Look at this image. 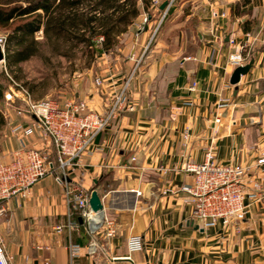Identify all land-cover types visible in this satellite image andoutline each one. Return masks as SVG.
<instances>
[{"label":"crops","instance_id":"0c3cea01","mask_svg":"<svg viewBox=\"0 0 264 264\" xmlns=\"http://www.w3.org/2000/svg\"><path fill=\"white\" fill-rule=\"evenodd\" d=\"M193 1L187 16L193 32L180 28L171 37V50H154L132 77V108L120 111L99 134L92 152L67 171L72 185L89 196L97 191L103 204L96 214L98 232L92 233L80 214L70 210L65 185L49 176L25 195L0 203V238L14 264H63V255L70 264V241L83 247L74 264L111 257H130L135 264H264V202L247 200L246 219L236 233L221 224L204 227L194 221L190 196L179 190L192 183L186 163L203 162L209 147L217 162L244 169L247 180L256 174L264 148V50L251 55L254 65L237 88L228 87L234 70L229 38L251 44L261 40L252 25L264 29V0H251V11L239 16L232 15V7L240 0ZM127 72L106 77L109 84L84 92L88 108L104 113ZM193 80L197 88L190 91ZM220 97L231 106L216 124ZM14 114L7 121L2 158L10 159L24 142L56 160L55 144L40 129L31 134L12 131L13 124L30 126L34 120ZM69 220L78 228L56 230ZM107 221L117 228L112 238L105 236ZM94 242L98 252L89 256L85 247Z\"/></svg>","mask_w":264,"mask_h":264},{"label":"built area","instance_id":"2783aa9c","mask_svg":"<svg viewBox=\"0 0 264 264\" xmlns=\"http://www.w3.org/2000/svg\"><path fill=\"white\" fill-rule=\"evenodd\" d=\"M146 20V18H145ZM3 42V43H2ZM229 42L234 45L235 39ZM4 49V41L0 39ZM247 44L238 43L237 48L229 56V65L233 68L244 64V53ZM198 82L193 80L190 91L196 90ZM232 86L231 84L227 85ZM23 102L28 116L33 118L30 126L16 124L12 131H24L26 134L40 129L53 140L57 149V159L52 160L47 154L35 148H27L24 144L15 150L7 162H0V203L17 195H25L41 180L54 176L65 185V196L70 210L76 211L87 222L91 232L96 234L100 229V220L89 206V194L80 186L72 185L67 174L75 164L89 155L96 146L97 137L106 130L111 120L122 110L132 107L125 98L124 91L104 113H98L88 108L85 101H68L60 104L53 100H33L26 91ZM20 96L14 90L6 94L8 101H14ZM191 105V103H187ZM230 106L229 99L220 97L216 108L218 114L214 121L220 123L222 111ZM23 106L17 107L22 114ZM185 138H188L185 135ZM256 174L247 180L246 171L232 163H220L215 160L214 148L209 147L206 158L201 163L188 162L184 170L192 176V183L183 185L179 190L190 196L193 206L192 218L204 227L221 224L224 228H232L236 233L241 231L246 219L249 203L247 200L264 202V148L256 161ZM70 231L78 228V223L69 220L58 225L56 230ZM117 228L113 221L106 222V238L116 235ZM86 254L94 256L98 252L97 244L91 243L85 247ZM70 264L83 255V247L70 241L68 244ZM8 254L3 240L0 238V264H14ZM123 261V262H122ZM25 264V263H22ZM47 264V263H44ZM84 264H135L130 257L118 260L111 257L102 262L92 260Z\"/></svg>","mask_w":264,"mask_h":264},{"label":"rangeland","instance_id":"374dc122","mask_svg":"<svg viewBox=\"0 0 264 264\" xmlns=\"http://www.w3.org/2000/svg\"><path fill=\"white\" fill-rule=\"evenodd\" d=\"M5 1L0 0V5L4 4ZM165 1L168 4L165 10H161L160 6ZM193 6V0H153L150 8L142 10L129 30L119 37L114 49L95 57L85 53L82 47H73L67 56H62L54 54L49 46H44L38 55L19 63L17 66H9L5 60L0 62V111L6 118V125L0 131V162L9 160L2 158V150L7 142L5 141V132L9 131L6 127L11 113L28 116L27 108L24 107L25 103L23 102V97L27 96L24 91L33 100L49 99L60 104L79 100L88 104L84 92H87L89 88H100L105 83L109 84L104 80L106 77L115 79L117 74L128 71L111 104L122 91H124L127 102H129L132 77L146 65L145 62L154 50L159 46L171 50L173 48L171 37L182 28L193 32L191 20H187V16L192 13ZM170 9L172 10L171 13L169 12ZM221 15L225 16L224 14ZM252 30L258 37L260 36L259 39L261 40H257L252 44L248 41L245 42L247 48L243 55L244 64L249 62L255 51L264 50V40H262L264 29L261 30L260 27L252 25ZM35 35L38 40H43L41 31L36 32ZM6 36L5 27L0 26V39L4 41ZM167 36L170 38L163 41L164 37ZM230 39H235L236 43L234 45L229 42L234 49L233 51H235L239 42L236 38L230 37ZM97 40H102V36H97ZM160 42H162V45H160ZM11 90H14L20 96L15 102L8 101L6 98V94ZM20 106H23L21 108L24 109L22 114H19L16 109ZM12 127H14V124ZM50 141L54 143L52 139ZM23 144L26 146L24 142L21 146ZM14 151H12L11 157ZM63 256L61 261L63 264H67L66 256Z\"/></svg>","mask_w":264,"mask_h":264},{"label":"trees","instance_id":"16d2710c","mask_svg":"<svg viewBox=\"0 0 264 264\" xmlns=\"http://www.w3.org/2000/svg\"><path fill=\"white\" fill-rule=\"evenodd\" d=\"M152 1L6 0L0 5V26L7 31L5 61L17 66L38 55L44 46L62 56L73 47H82L91 57L108 53ZM252 8L251 0H240L233 5L232 15L247 14ZM38 31L43 40L36 38ZM97 36L102 40L98 41ZM5 125L6 118L0 111V131Z\"/></svg>","mask_w":264,"mask_h":264},{"label":"water","instance_id":"95a60500","mask_svg":"<svg viewBox=\"0 0 264 264\" xmlns=\"http://www.w3.org/2000/svg\"><path fill=\"white\" fill-rule=\"evenodd\" d=\"M168 2L165 1L161 6V10H165ZM5 60V55H4V49L0 44V62ZM254 65V59H251L248 63L239 65L236 68H234L231 77H230V83L237 88L238 83L241 80V77L249 72V70L253 67ZM89 206L92 209L93 212L95 213H101L103 211V204L101 202V199L97 193L96 190H93L91 192V196L89 198ZM118 260H123V259H118Z\"/></svg>","mask_w":264,"mask_h":264}]
</instances>
